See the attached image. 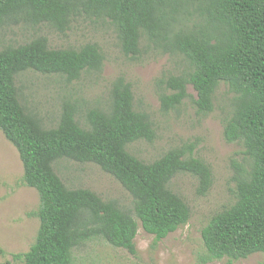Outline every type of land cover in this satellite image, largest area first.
Instances as JSON below:
<instances>
[{"label":"trees","instance_id":"obj_1","mask_svg":"<svg viewBox=\"0 0 264 264\" xmlns=\"http://www.w3.org/2000/svg\"><path fill=\"white\" fill-rule=\"evenodd\" d=\"M83 15L109 23L131 59L144 42L182 59L186 70L157 80L164 89L163 112L179 107L190 85L197 114L207 116L217 88L227 87L232 100L223 139L241 145L246 163H234L233 204L201 229L198 262L232 263L260 253L264 264V0H0V28L27 22L65 32ZM103 61L96 44L53 49L43 36L0 50V132L18 153L22 185L39 196L31 214L39 221L35 241L27 252L13 254V261L73 264V251L95 239L135 255L138 223L157 243L189 220L188 205L170 188L176 175L196 177L200 196L210 189L211 170L194 157V144L169 149L150 163L128 151L137 141L151 143L155 133L121 77L112 82L106 106L86 109L83 123L69 101L52 128L20 102L21 73L71 83L86 72L100 73ZM62 159L94 164L113 177L130 195L131 210L88 189L67 188L53 166Z\"/></svg>","mask_w":264,"mask_h":264},{"label":"rangeland","instance_id":"obj_2","mask_svg":"<svg viewBox=\"0 0 264 264\" xmlns=\"http://www.w3.org/2000/svg\"><path fill=\"white\" fill-rule=\"evenodd\" d=\"M37 36L46 38L53 49H77L86 43L96 44L104 56L100 73L86 72L75 82L67 83L57 75L27 71L16 78L20 102L36 114L46 128L56 125L61 106L71 102L78 106L77 120L83 123L86 109L105 107L112 82L121 77L129 83L136 109L146 112L153 122L155 138L149 143L137 141L128 151L150 163L169 149L194 144L193 155L211 170V186L204 196L197 194L198 180L190 174L176 175L170 188L190 209L187 223L155 243L152 235L138 223L134 239L135 255L95 239L73 251V264H260L262 254L229 263L227 259L198 262L204 252L201 229L213 215L234 202V163L245 166L243 148L223 139V120L229 116L232 94L221 84L214 95L213 111L197 114L196 92L186 87L188 97L167 113L161 110L159 96L164 91L157 82L163 76L177 74L187 67L181 58L162 55L159 49L141 43L137 59L125 56L113 27L92 17L76 18L65 32L46 25L8 23L0 28V50L29 42ZM54 170L69 189L84 188L105 201H114L131 210L132 199L120 184L94 164L71 160L56 161ZM23 168L16 149L0 132V264H21L12 255L25 253L34 243L39 221L31 216L39 206L38 193L21 183Z\"/></svg>","mask_w":264,"mask_h":264}]
</instances>
